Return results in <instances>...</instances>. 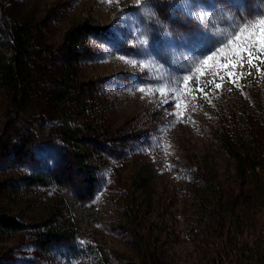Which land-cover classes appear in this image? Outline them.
<instances>
[{
	"label": "rangeland",
	"instance_id": "1",
	"mask_svg": "<svg viewBox=\"0 0 264 264\" xmlns=\"http://www.w3.org/2000/svg\"><path fill=\"white\" fill-rule=\"evenodd\" d=\"M260 12L264 0H0L6 58L11 26L33 24L16 95L0 88V209L22 226L0 230V264H115L108 250L135 264H206L215 246V224L203 219L207 189L246 193L219 137L264 149V81L215 90L198 64L188 69L221 33ZM83 20L103 28L63 82L62 35ZM184 75L199 79L181 84L179 122L171 94L139 91L174 89ZM75 150L95 177L90 197ZM143 168L148 181L137 188ZM47 222L62 236L41 246Z\"/></svg>",
	"mask_w": 264,
	"mask_h": 264
},
{
	"label": "trees",
	"instance_id": "2",
	"mask_svg": "<svg viewBox=\"0 0 264 264\" xmlns=\"http://www.w3.org/2000/svg\"><path fill=\"white\" fill-rule=\"evenodd\" d=\"M32 27V21L28 19L13 24L10 28L11 56L6 58L0 52V88L11 95L17 93L20 74L33 48ZM102 28L83 20L64 31V56L60 72L63 82L66 75L75 73V66L84 57L85 50L88 49L87 39L97 37ZM61 133L67 135L66 129L63 128ZM219 142L226 154L235 161L236 173L243 180L246 193H240L233 198L223 191L207 189L205 199L202 200L208 205L203 219L205 223L215 224V246L214 253L207 259L206 264H264V149L255 148L256 145L249 138H232L229 134L219 137ZM70 153L82 173V196L90 197L95 192V177L88 164L89 160L83 150ZM142 172L144 168L135 178L137 188H143L148 181V177L142 175ZM32 180L30 178V182ZM41 228L43 232L37 236V243L41 246L62 236L49 222ZM21 229L20 223L0 209V230L3 235ZM108 253L115 260V264H135L122 254L111 250Z\"/></svg>",
	"mask_w": 264,
	"mask_h": 264
},
{
	"label": "snow or ice",
	"instance_id": "3",
	"mask_svg": "<svg viewBox=\"0 0 264 264\" xmlns=\"http://www.w3.org/2000/svg\"><path fill=\"white\" fill-rule=\"evenodd\" d=\"M102 2L112 4L114 0H102ZM115 2L118 3L119 0H115ZM136 3L140 4L141 0H136ZM203 52L202 57L194 61L188 71L192 72V68L198 64L200 67L197 68V71L201 75L212 77L207 83L214 85L215 90L222 89L225 83L242 88L243 85L239 82L247 77L264 81V12L257 13L251 18H241L240 22L234 23V27L230 31L221 33L219 39L206 46ZM207 53L211 54L207 55ZM119 59L133 66H140L135 60L123 56ZM190 79H199V77L184 75L179 78V83L171 90L140 88L139 91L147 95L159 92L165 97V100L171 94L177 101L175 105L177 110L172 115L179 122L182 117L179 101L182 95H187L186 92H182L181 84L186 88ZM217 79L220 81L219 83L215 82ZM199 91L207 96L204 88H200ZM228 91H232V88H228Z\"/></svg>",
	"mask_w": 264,
	"mask_h": 264
}]
</instances>
